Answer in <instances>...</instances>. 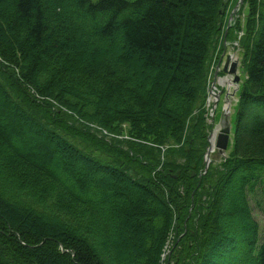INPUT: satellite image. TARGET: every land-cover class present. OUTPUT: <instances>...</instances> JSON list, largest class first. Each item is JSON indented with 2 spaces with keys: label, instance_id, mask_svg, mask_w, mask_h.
Wrapping results in <instances>:
<instances>
[{
  "label": "trees",
  "instance_id": "1",
  "mask_svg": "<svg viewBox=\"0 0 264 264\" xmlns=\"http://www.w3.org/2000/svg\"><path fill=\"white\" fill-rule=\"evenodd\" d=\"M237 1L0 0V264H264V0L228 26ZM236 35L233 146L206 169Z\"/></svg>",
  "mask_w": 264,
  "mask_h": 264
},
{
  "label": "rangeland",
  "instance_id": "2",
  "mask_svg": "<svg viewBox=\"0 0 264 264\" xmlns=\"http://www.w3.org/2000/svg\"><path fill=\"white\" fill-rule=\"evenodd\" d=\"M238 5H239L238 1L236 3H233L232 6L229 9V14H230V12L233 14V10L237 6V10H241V13H242L241 17H243V18L246 17L245 15H247V13H248L247 3L244 5V7H242V6L240 7L239 6V9H238ZM229 14L227 16L228 20H229V17L231 15V14L230 15ZM237 14H238V12L236 11V13L234 14L235 16L232 18V20H230L231 21L230 22L231 25H233L235 20H236V18L239 17V16H237ZM244 20H245V18L242 20L243 24H244ZM230 23L228 22V25H230ZM242 34H243V32H242ZM238 38H239V36H237V38H233L232 40L236 42L238 40ZM225 40H227L229 45H231V46L233 45L232 42H231L232 40H230V39L229 40L225 39ZM228 49H230L229 51L232 52L233 54L235 53V56H237L239 58L240 65H239V69H238V75H239V77L241 79L240 82H239L241 84L242 79H244V77H245V71H244V67H243V65L241 63L242 59H241V53H240V46L236 45V46L229 47ZM219 51L220 50H216L215 53H214L217 58L219 57ZM212 65H211L210 71L208 73V82H207L210 86H212L213 84H216V78H215V75L213 74L214 66L212 67ZM219 77H221V75H219ZM230 78L231 77L226 76L224 78V80L226 79L227 81L226 80L222 81V82L219 81L222 84L221 85L222 89H225V92L228 95L229 99L228 100H224V98H223L221 100V102L219 103V107H218V110H217V121H216L215 125L212 124L213 122L211 123V121L213 120L212 116H214V114L210 113V115H209L210 118L209 119L207 118V123L210 124L209 127H208V130L206 129L208 131V133H211V131L213 129H214V131L220 129L222 127V125H223L222 123H226V122H229L231 124L232 131H233V121L235 120V107H236V104H237L236 99L238 97V91H239L240 86H238V85L235 86V84L230 85L229 81H228V79H230ZM234 86H235V88H234ZM227 104L231 107V113L227 114L228 116H223V114L221 113V109H222V107L224 105V106H226V111H228ZM205 115H206V117L208 116L206 113H205ZM208 124H207V126H208ZM90 126H92V125L90 124ZM93 126H95V125H93ZM96 129L99 132H101L100 135L104 134V135L108 136L109 138L116 137L114 134L108 133L107 130H105L103 128L99 127V128H96ZM121 138L122 139H129L130 137L125 133L124 135H121ZM233 139H234V135H232V138H231L232 146H233ZM215 140H216V138H215V132H214L213 136H212L211 145H213V142L215 143ZM207 146H210L209 145V140H208V145ZM230 146H231V144H230ZM230 146H229V150H230ZM207 149H208V147H206V152H207ZM164 150L165 149L163 148V151ZM210 154H211V157H212V156H217L219 153H218V151H213V152L211 151ZM102 162L103 163H108V161L106 159H103ZM250 201H251V206H252V210H253V215L255 216V218L258 220V222L260 224L261 237H263L264 236V187H263L262 191L258 195L253 196V197L251 196L250 197ZM171 242H172V240L170 239L168 244H167V246H166V248H165V252L163 254L162 259H164L165 255L169 252V248L171 246Z\"/></svg>",
  "mask_w": 264,
  "mask_h": 264
},
{
  "label": "water",
  "instance_id": "3",
  "mask_svg": "<svg viewBox=\"0 0 264 264\" xmlns=\"http://www.w3.org/2000/svg\"><path fill=\"white\" fill-rule=\"evenodd\" d=\"M240 1L242 2L243 0ZM229 61H230V56H227V61L225 63L224 71L227 72V70H229V73L234 74L235 75L234 81L238 83L240 81V77L238 75V62L237 61L232 62L230 69H228ZM222 124H223L222 127L217 130V142L215 144V148L212 149V145H210L207 150V156H209L211 150H215V149H217L219 156L225 155V152L228 148V144L231 141L232 130H231V124L229 122ZM209 162H210V158L206 159V167L209 165Z\"/></svg>",
  "mask_w": 264,
  "mask_h": 264
},
{
  "label": "bare ground",
  "instance_id": "4",
  "mask_svg": "<svg viewBox=\"0 0 264 264\" xmlns=\"http://www.w3.org/2000/svg\"><path fill=\"white\" fill-rule=\"evenodd\" d=\"M212 148H214V142H213Z\"/></svg>",
  "mask_w": 264,
  "mask_h": 264
}]
</instances>
